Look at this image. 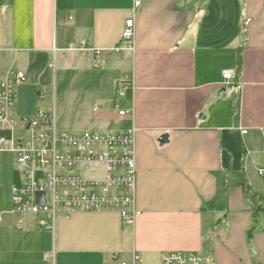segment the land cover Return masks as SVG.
Returning a JSON list of instances; mask_svg holds the SVG:
<instances>
[{
	"label": "crops",
	"instance_id": "0c3cea01",
	"mask_svg": "<svg viewBox=\"0 0 264 264\" xmlns=\"http://www.w3.org/2000/svg\"><path fill=\"white\" fill-rule=\"evenodd\" d=\"M132 9L133 0H0V73L25 74L20 94L61 88L71 105L83 95L77 103L95 106L99 132L134 131L141 212L133 222L117 212L20 218L11 190L21 176L4 152L0 264H162L175 252L264 264V213L248 243L250 202L234 179L243 173L264 209V0H142L128 51L121 33ZM125 76L135 90L118 98ZM87 166L95 173L83 174ZM87 166L83 178L104 179L103 164Z\"/></svg>",
	"mask_w": 264,
	"mask_h": 264
},
{
	"label": "built area",
	"instance_id": "2783aa9c",
	"mask_svg": "<svg viewBox=\"0 0 264 264\" xmlns=\"http://www.w3.org/2000/svg\"><path fill=\"white\" fill-rule=\"evenodd\" d=\"M142 0H133L132 15L124 22L121 33L125 50L133 51L135 11ZM121 46L114 48L120 52ZM99 55V52H96ZM97 63V60H96ZM224 82H233L235 74L222 73ZM18 70L0 73V156L9 152L13 167L20 173L19 187H13L12 210L20 218L42 215L45 219L68 218L74 212H117L122 222H133L141 212L135 208L136 162L134 131H85L69 134L59 131L54 116L43 111L31 117L15 115L14 86L24 82ZM132 80L125 76L116 90L118 98L134 91ZM120 116L128 112L116 104ZM245 134V132H242ZM20 134V135H18ZM103 164V180L83 178V166ZM264 177V168L259 171ZM44 193V206L36 203V193ZM46 228V220L41 221ZM138 257L134 256L136 264ZM162 264H213L211 256L195 252L166 254Z\"/></svg>",
	"mask_w": 264,
	"mask_h": 264
},
{
	"label": "rangeland",
	"instance_id": "374dc122",
	"mask_svg": "<svg viewBox=\"0 0 264 264\" xmlns=\"http://www.w3.org/2000/svg\"><path fill=\"white\" fill-rule=\"evenodd\" d=\"M50 72L51 70L48 69L47 74L44 75L42 80L47 82ZM96 72H98V70ZM14 90L16 91L15 110H17L16 114L18 116H29L35 111L42 110L43 112L55 115L56 126L59 131H64L69 134H78L86 130L105 131L101 125L96 124L95 120L99 112L97 113L96 110H93L95 106H80V104L77 103L78 98V101H80L83 95L79 96L78 93H75L78 96H76L75 104L71 105L63 95V90L61 88L55 97H53V92H51V90L46 92V90L42 89H29L27 92L20 94L17 91L16 85L14 86ZM37 92L40 93L39 97H37ZM84 95H86V93ZM97 104L99 103H96V105ZM20 109H22L23 112H19ZM96 109L98 110V108ZM1 159H5L7 163H9V159H12V156L5 153L2 155ZM94 169L95 168L91 166H87V171L83 172V174H93L95 173ZM13 179L14 181L17 180L16 173H13ZM257 224L258 222H256L254 226L255 229ZM255 231L253 233H255Z\"/></svg>",
	"mask_w": 264,
	"mask_h": 264
},
{
	"label": "trees",
	"instance_id": "16d2710c",
	"mask_svg": "<svg viewBox=\"0 0 264 264\" xmlns=\"http://www.w3.org/2000/svg\"><path fill=\"white\" fill-rule=\"evenodd\" d=\"M235 182L240 185L243 190L244 197L250 202V211L252 217V225L247 231L248 243H251L253 232L255 231V224L258 222V217L261 213H264V209L261 208L260 203L262 201L261 196L253 192L247 183L243 173H235Z\"/></svg>",
	"mask_w": 264,
	"mask_h": 264
},
{
	"label": "water",
	"instance_id": "95a60500",
	"mask_svg": "<svg viewBox=\"0 0 264 264\" xmlns=\"http://www.w3.org/2000/svg\"><path fill=\"white\" fill-rule=\"evenodd\" d=\"M219 95L221 97H223L224 90H221L220 93H219ZM158 142H159L160 145L166 144L168 142V135L161 136V138L159 139ZM263 182H264V179H263ZM35 197H36V203L39 206H41V207L44 206V204H45L44 193L43 192H38V193H36Z\"/></svg>",
	"mask_w": 264,
	"mask_h": 264
}]
</instances>
